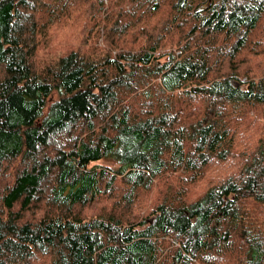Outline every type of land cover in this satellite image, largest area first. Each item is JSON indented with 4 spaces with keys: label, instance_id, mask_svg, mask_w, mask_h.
<instances>
[{
    "label": "trees",
    "instance_id": "16d2710c",
    "mask_svg": "<svg viewBox=\"0 0 264 264\" xmlns=\"http://www.w3.org/2000/svg\"><path fill=\"white\" fill-rule=\"evenodd\" d=\"M10 167L0 264H264V0H0Z\"/></svg>",
    "mask_w": 264,
    "mask_h": 264
},
{
    "label": "rangeland",
    "instance_id": "374dc122",
    "mask_svg": "<svg viewBox=\"0 0 264 264\" xmlns=\"http://www.w3.org/2000/svg\"><path fill=\"white\" fill-rule=\"evenodd\" d=\"M48 56H45L43 58H47ZM55 57V56H54ZM51 58V57H48ZM95 165H99V166H111V167H115L111 162L109 161H102L99 163H96ZM15 167H10L8 168V172L6 176H3L2 173H0V187H4L6 184L10 183L11 180L13 179V170ZM101 210H103V206L99 205V204H95L93 207H89V208H85L84 212L85 213H99Z\"/></svg>",
    "mask_w": 264,
    "mask_h": 264
}]
</instances>
